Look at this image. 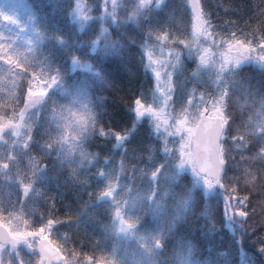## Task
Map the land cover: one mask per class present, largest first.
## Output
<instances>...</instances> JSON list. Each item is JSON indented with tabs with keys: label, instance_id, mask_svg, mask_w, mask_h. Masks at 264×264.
Wrapping results in <instances>:
<instances>
[{
	"label": "snow or ice",
	"instance_id": "snow-or-ice-1",
	"mask_svg": "<svg viewBox=\"0 0 264 264\" xmlns=\"http://www.w3.org/2000/svg\"><path fill=\"white\" fill-rule=\"evenodd\" d=\"M16 3L27 9L33 35L40 43L53 41L67 54V63L62 66L47 56L34 61L26 55L28 50L14 48L28 23L20 19L19 9L8 11L7 0H0V28L12 25L18 30L11 37L0 31V145L7 146L0 159V178L17 186L10 193L12 199L0 202V264H123L115 247L97 252L86 250L83 240L71 247L56 240V227L73 217L61 216L54 199L46 212L39 211V223L25 212L49 157L61 164L78 157L77 166L68 169L75 180L79 168L101 159L90 145L106 141L121 153L110 168L96 169L103 187L95 199L107 198L112 204L105 230L136 238L145 260L135 264H264V95L259 107L251 103L241 107L239 123L229 110L230 101L238 100L234 89L242 86L240 69L251 62L264 71V0H219L224 14L219 25L210 18L205 0H183L187 20L179 33L167 24L148 23L167 0H49L54 14L62 11L71 42L58 32L41 30L25 0ZM129 25L142 40L124 30ZM23 42L33 43L31 37ZM72 45L81 51H70ZM128 45L140 50L142 70L151 78L146 92L141 89L131 101L123 98L122 86L104 67L117 59L128 60ZM177 75L183 79L178 81ZM189 77L194 79L185 87ZM113 100L132 113L130 127L117 130L101 119L106 113L120 118L109 107ZM245 109L251 111L244 115ZM144 123L160 141L163 159L157 162V146L148 145L149 152L137 158L155 166H140L137 171L125 154L127 141ZM33 145L39 146L38 152ZM102 159L108 163L112 156ZM186 174L191 182L182 180ZM125 176L127 186L121 184ZM144 182L147 188L141 190ZM133 185L137 194L131 208L136 212L129 214ZM217 190L219 199L213 200ZM35 191L41 195L40 189ZM138 201L147 204L137 209ZM221 201L224 227L231 234L224 246L215 243ZM194 218L200 223L193 224ZM188 225L197 229L198 238L183 233ZM142 226L145 232L138 235ZM99 243L94 239L92 247Z\"/></svg>",
	"mask_w": 264,
	"mask_h": 264
},
{
	"label": "trees",
	"instance_id": "trees-1",
	"mask_svg": "<svg viewBox=\"0 0 264 264\" xmlns=\"http://www.w3.org/2000/svg\"><path fill=\"white\" fill-rule=\"evenodd\" d=\"M25 2L31 6L36 14V23L41 30L47 33L58 32L61 35L68 37L69 41L73 39L71 29L67 25L66 19L63 17L62 11L53 13L49 0H25ZM239 2V0H236ZM247 2V0H245ZM205 6L210 14L214 24H222L221 17L224 15L219 7V0H205ZM8 11L16 9L20 10V19L28 23L27 31L23 32L25 39L31 37L33 43L29 44L26 55L33 58L34 61H42L44 57H49L52 61L59 62L62 66L67 63V54L54 45L51 40H45L40 43L39 40L33 35V25L27 21L28 11L23 8L22 5L16 3V0H7ZM183 0H167V3L162 9H157L152 14V19L148 22L155 27H162L165 24L176 32H181L182 26L186 23L187 14L184 9ZM169 15L172 16V20L169 21ZM237 18V17H233ZM129 35H134L137 40H142L140 34L136 29L129 25L124 29ZM114 35L120 36L127 45V40L120 32L113 29ZM70 51H81L77 49L75 45H72ZM129 59L126 61L114 60L110 64L105 65V69L110 72L112 77L120 83L121 95L125 100L131 101L136 95H138L141 89L145 92L150 86V76H145L141 63H140V50L135 45H128ZM82 54V53H81ZM35 67H40L38 63L34 64ZM131 70L129 73L128 70ZM81 74L77 73V78ZM187 76V71L183 74ZM183 79V76L177 75V80ZM194 78L189 77L185 81V87H189L192 84ZM238 79L242 82V86L234 89V95L238 97V100L230 101V112L234 114V120L239 123L242 119L241 107L247 103H251L253 107H259V99L264 95V71L254 66H243L239 71ZM207 82V77H205ZM197 87H200L197 84ZM210 90L211 86L209 85ZM147 94V93H146ZM178 95L182 98L183 91L178 89ZM109 107L116 110V114L119 115V119H116L113 115L105 114L101 117L103 122L107 125L109 122L111 126L117 130L123 127H130L133 115L128 112L125 105L118 103L115 100L109 102ZM251 109H245L244 115H247ZM254 121H259V117L254 116ZM43 122V117H41ZM251 126H255L254 124ZM39 136V129L37 130ZM98 140L100 138H97ZM156 145L155 159L158 162L163 159L162 154L159 152L160 141L156 139L152 132L151 126L147 123L138 126L135 133L127 141L128 152L125 154V159L129 165L136 164L137 171L140 166H146L148 168L154 167L155 162L149 164L146 159H138L140 154H147L149 152L148 145ZM34 149L38 152L39 146L33 145ZM0 150H3V154L0 155V159H3L7 154V146L0 145ZM90 151H96L99 153L100 158L94 160L93 164L85 168H79L74 180L69 173V165L76 167L79 158H73L72 160H65L63 164L57 160L49 157L47 160L48 169L41 173L37 179L35 188L29 196L28 202L25 205V212L29 217L33 218L39 223V211L46 212L49 207V201L54 199L57 205L59 214L64 216L65 214L73 217L71 222L63 223L56 227L54 231V238L66 247L73 245H79L81 240L84 241V248L89 251H106L111 252L113 247L116 249L117 259L121 260L123 264H135L136 261H144V253L139 249L136 243L135 237H126L124 235H116L112 228L105 230L106 225L110 222V211L112 209L111 201L107 198L97 201L95 199V193L103 187V181L98 179L95 175L96 169L103 166L105 169L111 167V164L115 162L116 157L121 153L119 148L112 147V141H106L99 144L90 145ZM112 156V161L105 163L102 157ZM134 177L136 173L132 174ZM191 176L184 175L182 180L184 182H191ZM88 183L85 184L84 181ZM79 181V182H77ZM127 176L121 178V184L127 186L129 184ZM139 183V181H137ZM9 182L0 178V202H6L12 199L7 189ZM134 191L128 194L130 200L129 208L126 211L129 214H135L136 210L131 208V198L137 194L135 191V185H133ZM41 190V195H36L35 189ZM141 190L147 188V183H140ZM120 192L124 191L122 187ZM92 192L93 195L89 197L88 193ZM119 195V192L117 193ZM199 196V192H197ZM220 193L217 190L212 194V199H219ZM91 200V203H87ZM146 201H138L137 209L146 206ZM82 205L86 207L82 208ZM146 218V223H147ZM198 218H194L193 224H199ZM217 223L221 226L220 231L216 235L215 243L219 246L227 244L230 238V233L227 228L224 227L223 218V203L221 201L219 211L217 213ZM145 229L142 226L137 230V234L144 233ZM67 233V235H65ZM183 233L190 234L192 237H199V232L192 225L185 226ZM94 239H99L100 243L95 248L92 247ZM247 243V242H246ZM236 244H232V248H235ZM250 252H254L253 247H249Z\"/></svg>",
	"mask_w": 264,
	"mask_h": 264
},
{
	"label": "rangeland",
	"instance_id": "rangeland-1",
	"mask_svg": "<svg viewBox=\"0 0 264 264\" xmlns=\"http://www.w3.org/2000/svg\"><path fill=\"white\" fill-rule=\"evenodd\" d=\"M9 9V7H7V10ZM10 29V30H9ZM0 31H3L4 34L6 36H13L18 30L13 27L12 25H7V26H4L3 28H0ZM21 36H22V40L21 41H17L16 44L14 45V48H19L21 50H28L29 48V44H26L23 42V40H26L23 33H21ZM27 52V51H26ZM244 66H254L251 62L247 63L246 65ZM254 67H257V66H254ZM258 68V67H257ZM45 172V171H44ZM43 172V173H44ZM188 175V174H187ZM190 176V175H189ZM16 188L17 186L14 184V183H9L8 186H7V189L9 192L11 191H16ZM26 256H30L29 253H26Z\"/></svg>",
	"mask_w": 264,
	"mask_h": 264
},
{
	"label": "clouds",
	"instance_id": "clouds-1",
	"mask_svg": "<svg viewBox=\"0 0 264 264\" xmlns=\"http://www.w3.org/2000/svg\"><path fill=\"white\" fill-rule=\"evenodd\" d=\"M123 40V39H122Z\"/></svg>",
	"mask_w": 264,
	"mask_h": 264
}]
</instances>
